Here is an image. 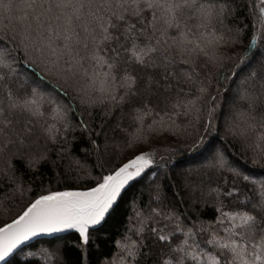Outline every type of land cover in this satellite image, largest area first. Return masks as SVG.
Returning <instances> with one entry per match:
<instances>
[{"label":"snow or ice","instance_id":"6c2138e0","mask_svg":"<svg viewBox=\"0 0 264 264\" xmlns=\"http://www.w3.org/2000/svg\"><path fill=\"white\" fill-rule=\"evenodd\" d=\"M0 264H264V0H0Z\"/></svg>","mask_w":264,"mask_h":264},{"label":"trees","instance_id":"16d2710c","mask_svg":"<svg viewBox=\"0 0 264 264\" xmlns=\"http://www.w3.org/2000/svg\"><path fill=\"white\" fill-rule=\"evenodd\" d=\"M247 43H248V41H245V42H244V45L246 46ZM164 140H165V138L162 137V138H161V142H164ZM118 227H119V225L117 224V225H116V228H118Z\"/></svg>","mask_w":264,"mask_h":264}]
</instances>
